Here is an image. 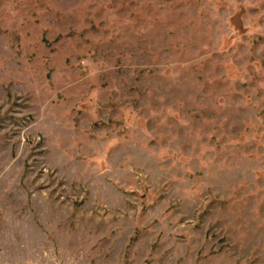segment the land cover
Masks as SVG:
<instances>
[{
	"label": "rangeland",
	"instance_id": "obj_1",
	"mask_svg": "<svg viewBox=\"0 0 264 264\" xmlns=\"http://www.w3.org/2000/svg\"><path fill=\"white\" fill-rule=\"evenodd\" d=\"M0 264H264V0H0Z\"/></svg>",
	"mask_w": 264,
	"mask_h": 264
}]
</instances>
